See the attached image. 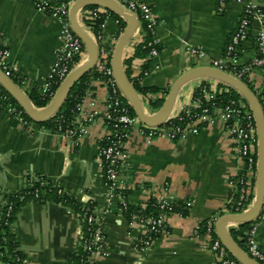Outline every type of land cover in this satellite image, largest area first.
I'll return each instance as SVG.
<instances>
[{
    "label": "crops",
    "instance_id": "0c3cea01",
    "mask_svg": "<svg viewBox=\"0 0 264 264\" xmlns=\"http://www.w3.org/2000/svg\"><path fill=\"white\" fill-rule=\"evenodd\" d=\"M35 1L0 0V33L5 35L11 50L10 59L18 68V74L11 80L25 95L31 89H39L46 81L61 46L60 21L39 12ZM142 1L153 8L158 20L160 54L154 59H149L148 53L144 57L135 55L136 48L148 39L139 20L124 48L123 59L130 60L126 67L131 68L132 76L139 75L147 62L151 67L158 65L151 74L142 76L141 84L160 91L138 93L143 109L154 118L159 109H155L152 102L159 98L165 101L180 76L198 66H212V61L223 55L238 24L241 5L229 2L219 13L217 0ZM258 2L264 7V0ZM90 6L81 8L76 20L97 43V32L85 17V11L92 9ZM97 7L110 11L103 6ZM122 18L127 27L128 20ZM105 21L99 52L101 46L117 43L122 34H119V23L113 14ZM258 25L257 21L253 22V33ZM185 43L202 48L204 58L198 59L189 53ZM257 56V47L251 37L241 51L240 62L246 64ZM90 58L91 52L84 44L77 66ZM244 81L254 89L262 83V71L255 68ZM86 84L88 88L77 119L84 120L91 113L95 117L88 132L76 140L60 132L38 128V122L32 118L34 128L29 130L14 123L0 106V202L3 193L25 188L45 177L78 200L94 202L103 220L107 248L106 254L95 257V264H218L205 246L206 238L203 234L195 236V229L209 218L215 217L218 221L232 214L236 191L229 182L246 165L236 148L233 132L218 117L199 133L178 140L166 134L148 139L138 129L131 131L127 142L129 156L119 177L124 191L128 192L125 196L128 202L137 208H146L151 199L188 205L187 215L166 214V229L154 236L149 247L144 249L149 236L147 224L125 215L120 200L113 198L103 183L100 144L108 129L105 120L110 90L99 60L89 71ZM202 84L227 91L231 86L210 76L191 77L179 87L169 118H176L183 112ZM240 102L246 105L243 100ZM37 110L42 112L44 108ZM262 217L264 221V207ZM238 224L230 222L228 228H238ZM11 230L19 248L26 254L27 264H73L72 257L82 248L80 216L59 202L23 201ZM215 234L218 236L217 232ZM259 238L264 243V226ZM1 261L0 256V264Z\"/></svg>",
    "mask_w": 264,
    "mask_h": 264
},
{
    "label": "built area",
    "instance_id": "2783aa9c",
    "mask_svg": "<svg viewBox=\"0 0 264 264\" xmlns=\"http://www.w3.org/2000/svg\"><path fill=\"white\" fill-rule=\"evenodd\" d=\"M75 1H35V7L39 12L49 15L61 23L59 32L61 46L57 53L56 61L51 66L46 81L39 88L41 94L51 100L60 84L77 66V62L81 59L84 50V43L74 32L70 22V8ZM116 1L133 12L142 21L144 32L148 36V58L154 59L158 57L160 54V40L157 35L158 20L153 8L142 0ZM229 2L241 5L240 18L235 31L229 38L223 55L218 59H214L212 66L242 81L250 76L252 70L259 68L262 71V83L251 90L258 98L264 111V7L258 0H217L218 12L222 13ZM109 15H111L109 11L101 10L99 7L85 11V17L90 22L104 17L103 22L100 24V31L96 35L98 43L103 39V30L106 27L105 20ZM254 21L259 24L255 33H253ZM117 22L119 21L117 20ZM251 37L257 47L258 56L250 62L242 64L240 62L241 51ZM115 45L116 42H112L110 45L101 46L98 58L99 67L110 90L106 118L115 122L112 128L107 129L101 140V142H105L100 144V160L104 186L113 198L120 200L122 210L127 209L129 202L123 194L125 188L121 185L119 177L121 168L129 156L127 142L132 130L138 129L140 134L148 139L158 134H166L170 139L178 140L187 138L191 134L199 133L201 128L214 122L217 117L221 118L233 132L236 148L246 161L245 169L230 179L229 183L235 188L236 193L231 205L232 209L229 210L232 214H241L249 210L254 200L257 176L258 133L253 110L248 109L240 101L233 98L224 103H217L218 89L212 88L208 84H202L195 90L190 104L176 117L180 124L166 126L165 122L161 126L147 125L137 115H132L124 103L125 95L115 77V70L112 64ZM185 45L187 51L193 56L198 59L204 58L205 54L202 48L189 43H185ZM10 57L11 50L6 37L3 33H0V70L12 79L18 74V68L13 64ZM157 68L158 65L143 68L136 77L147 76ZM139 79L140 81L142 80L141 77ZM21 82L23 83L24 80H21ZM9 94L0 85V106L20 125L32 130L34 122L25 118L26 110L22 106L19 107L13 101L12 95ZM77 109L79 116L82 110V102L77 105ZM78 116L71 123V126L65 130L60 127L59 132L65 137L75 140L86 134L90 123L94 120L95 114H88L81 121H78ZM22 189L3 193L0 202V248L3 247L5 240L4 227L12 228L13 226L12 218L15 202L12 198L16 197ZM33 194L36 199L40 198V193L37 190ZM22 198L24 197L20 194V199ZM157 202L159 204V213L156 216L132 215L148 226L149 236L144 249L149 247L155 234L158 235L166 229V214H168L167 211L172 210L171 203L173 202L165 199H159ZM86 214L85 218L89 227V234L86 235L84 231L81 232V246L84 254L77 261H73V264H95L96 256L107 253L103 220L100 214L97 209L93 210L90 208L87 209ZM216 221L217 218L215 217L202 221L195 229V236H201L203 231V236L207 240L205 246L214 254L218 264H242L229 252L220 238L216 236ZM262 222L263 217L261 215L250 223L249 228L244 233V245L246 248L244 249L259 264H264V243L259 238V232L263 227ZM0 256L2 258L1 264H6L3 257L7 256V254L0 251Z\"/></svg>",
    "mask_w": 264,
    "mask_h": 264
},
{
    "label": "water",
    "instance_id": "95a60500",
    "mask_svg": "<svg viewBox=\"0 0 264 264\" xmlns=\"http://www.w3.org/2000/svg\"><path fill=\"white\" fill-rule=\"evenodd\" d=\"M103 6L106 9L126 17L128 26L120 35L113 52L112 64L115 70V77L124 92L130 105L134 108L139 119L150 126H161L170 117L177 91L182 83L193 76H210L238 90L250 104L257 122L258 133V149H257V176H256V192L251 208L241 214H226L220 217L216 223V232L222 243L229 252L242 264H259L255 261L243 247L237 244L229 234L228 225L230 222L251 223L258 219L263 212L264 207V111L251 88L237 77L226 73L213 66H198L185 72L171 87L167 97L161 108L158 110L154 118H151L143 109L139 94L135 90L133 83L126 74L123 66V51L131 36L135 33L139 19L138 17L116 0H76L70 8V22L74 32L82 39L85 46L91 52V58L76 66L65 80L58 87L54 97L42 112L34 108L25 93L15 85V83L0 70V84L18 101V103L26 110L27 114L35 122L47 121L59 108L66 95L71 88L85 75L93 69L99 58V43L87 35L76 20L77 12L87 6ZM264 226V221L262 223Z\"/></svg>",
    "mask_w": 264,
    "mask_h": 264
},
{
    "label": "trees",
    "instance_id": "16d2710c",
    "mask_svg": "<svg viewBox=\"0 0 264 264\" xmlns=\"http://www.w3.org/2000/svg\"><path fill=\"white\" fill-rule=\"evenodd\" d=\"M92 8H95L97 6H90ZM110 14H113L117 20L119 21V34L123 32L126 28V21L120 16L119 14L109 11ZM104 17L97 19L95 21H89L91 25L93 26L94 30L98 33L100 31V24L103 22ZM149 48L147 47V40L140 44L135 51V55L144 57L148 53ZM130 60L129 59H123V66L125 67V71L131 82L133 83V86L137 93L140 94H146L149 92H159V88H147L142 86L140 77L142 78V75L140 77L132 76L131 74V68L126 67ZM80 62V59L77 63ZM149 63L147 62L143 68H148ZM96 69V68H95ZM89 72H87L85 75L82 76V78L71 88L69 93L64 98L63 102L59 106V108L55 111V113L44 122L36 123V126L38 128H46L53 130L55 132H59V128L61 127L62 130H65L67 127L71 126V123L75 121L76 117L79 114V111L77 109V105L82 102V99L87 91V84H86V78L88 77ZM103 77H105L103 75ZM246 84L252 89V87L249 85L247 81H245ZM1 85V84H0ZM221 86H225L224 84L220 83ZM1 87H3L1 85ZM228 91L224 89H218L216 101L217 103H224L228 101L230 98L236 99L238 101H244L246 103V107L250 110L251 106L247 102L245 98L242 97L241 93L233 88L232 86L228 87ZM4 91L6 93H9L4 87ZM163 94L168 93V91H162ZM10 95V94H9ZM26 95L30 102L33 104V106L37 109L45 108L49 103L51 102V99L49 97L43 96L39 89L34 88L26 92ZM13 101L21 107V105L16 101V99L12 96ZM164 102V98H159L152 102V106L155 109H160L162 104ZM124 103L126 104L129 112L132 115H136L134 108L130 105L127 98H124ZM25 118L28 121H32L30 116L28 114L25 115ZM17 121L14 119V123ZM18 123V122H17ZM105 123L107 125V128H112L114 125V121L112 119L105 120ZM177 125L180 124V121L177 118H168L166 121V126L170 125ZM105 142V141H104ZM102 141L101 144H104ZM44 182V184H42ZM38 191L40 193L39 200L41 201H55L64 204L65 206L69 207L72 210L77 211V213L80 216V222L83 226L84 234L88 235V225L86 221V212L87 209H96L95 204L93 201L88 202H82L69 194L66 190H64L62 187H60L58 184L50 181L49 179L45 177H40L36 182L27 185L25 188H23L19 194L16 195V197H13L12 200L15 202V208L13 212V218L12 221L14 222L16 212L19 209L20 204H22L23 201L27 200H38L34 197V192ZM128 192L123 191V194L126 196ZM20 194L23 195L24 198L20 199ZM120 206L122 204L120 203ZM172 210L167 211L168 214L172 212H179L182 215L188 214V205L183 202H173L171 203ZM125 215L131 217L133 214H139L142 216H156L159 213V204L157 202V199H151L148 201L146 208H137L132 206L130 203L127 205V209L124 210ZM250 223H239L238 228H229V234L233 238V240L239 244L241 247L245 248L244 245V237H245V231L249 228ZM203 234V231H202ZM4 245L2 248H0V251L7 254V256L3 257V260L6 264H27L26 263V254L19 248V242L16 239V236L12 232L11 228L4 227ZM155 236H157L155 234ZM246 249V248H245ZM84 254V250L81 248L79 250V253L76 254L72 259L74 261H77L78 258Z\"/></svg>",
    "mask_w": 264,
    "mask_h": 264
}]
</instances>
